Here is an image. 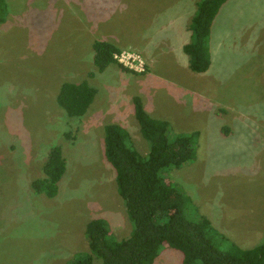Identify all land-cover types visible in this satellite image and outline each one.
Wrapping results in <instances>:
<instances>
[{
  "label": "rangeland",
  "instance_id": "obj_1",
  "mask_svg": "<svg viewBox=\"0 0 264 264\" xmlns=\"http://www.w3.org/2000/svg\"><path fill=\"white\" fill-rule=\"evenodd\" d=\"M199 0H8L0 25V264H67L88 252L86 226L106 219L118 240L132 224L105 158L117 124L146 156L134 98L170 125L169 138L199 132L196 160L168 174L243 249L264 243V0H229L210 26L212 66L189 68L184 52ZM121 49L99 72L93 43ZM97 90L82 116L59 104L65 83ZM53 147L67 159L56 195L32 188ZM169 186V184H167ZM167 188V187H165ZM97 264L101 262L96 261ZM155 264H183L164 247Z\"/></svg>",
  "mask_w": 264,
  "mask_h": 264
},
{
  "label": "trees",
  "instance_id": "obj_2",
  "mask_svg": "<svg viewBox=\"0 0 264 264\" xmlns=\"http://www.w3.org/2000/svg\"><path fill=\"white\" fill-rule=\"evenodd\" d=\"M228 1L197 3L189 26L190 41L184 46L194 73L204 74L212 66L210 26ZM8 15V0H0V25ZM93 53L99 72L112 64L124 72H134L116 58L121 49L111 42L94 41ZM96 94L97 90L86 81L65 83L58 102L71 116H82ZM134 112L149 145L146 156L137 151L130 134L120 125H107L104 138L105 158L115 170L117 193L124 202L132 230L129 236L118 240L106 219L91 220L86 226L89 251L77 254L67 264H97V260L100 264H155L164 247L181 252L183 264H264V243L243 249L208 218L191 220L186 213L192 207L191 199L167 180L170 171L196 160L199 132L180 133L170 139L169 123L151 117L140 97L134 98ZM67 165L61 149L53 147L43 168L44 176L32 183L34 192L56 195Z\"/></svg>",
  "mask_w": 264,
  "mask_h": 264
},
{
  "label": "built area",
  "instance_id": "obj_3",
  "mask_svg": "<svg viewBox=\"0 0 264 264\" xmlns=\"http://www.w3.org/2000/svg\"><path fill=\"white\" fill-rule=\"evenodd\" d=\"M122 55L123 53L119 54V55H116V58L119 59L120 63H122ZM123 64V63H122ZM124 65V64H123ZM125 66V65H124ZM127 67V66H126Z\"/></svg>",
  "mask_w": 264,
  "mask_h": 264
},
{
  "label": "crops",
  "instance_id": "obj_4",
  "mask_svg": "<svg viewBox=\"0 0 264 264\" xmlns=\"http://www.w3.org/2000/svg\"><path fill=\"white\" fill-rule=\"evenodd\" d=\"M188 32H189V31H188ZM189 41H190V32H189V40H188V42H187L186 44H188V43H189ZM186 44H185V45H186ZM183 47H184V46H183Z\"/></svg>",
  "mask_w": 264,
  "mask_h": 264
}]
</instances>
